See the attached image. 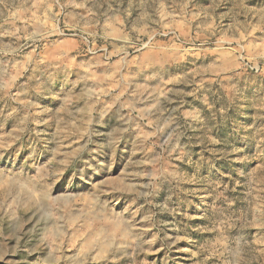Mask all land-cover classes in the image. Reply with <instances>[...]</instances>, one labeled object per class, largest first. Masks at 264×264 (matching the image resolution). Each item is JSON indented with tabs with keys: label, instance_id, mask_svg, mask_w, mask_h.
Masks as SVG:
<instances>
[{
	"label": "rangeland",
	"instance_id": "1",
	"mask_svg": "<svg viewBox=\"0 0 264 264\" xmlns=\"http://www.w3.org/2000/svg\"><path fill=\"white\" fill-rule=\"evenodd\" d=\"M0 264H264V0H0Z\"/></svg>",
	"mask_w": 264,
	"mask_h": 264
}]
</instances>
